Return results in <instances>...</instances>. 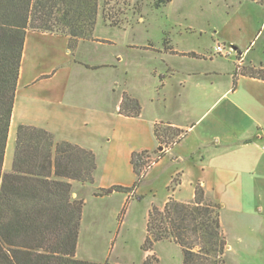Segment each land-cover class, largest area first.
<instances>
[{"label": "crops", "instance_id": "0c3cea01", "mask_svg": "<svg viewBox=\"0 0 264 264\" xmlns=\"http://www.w3.org/2000/svg\"><path fill=\"white\" fill-rule=\"evenodd\" d=\"M94 37L95 40L91 41L80 40L76 49L72 50L67 37L28 32L7 154L11 147L15 150L16 133L21 125L52 133L56 144L68 142L94 153L98 141L105 138L110 141L113 138L108 137L107 129L112 127L113 121L119 124L130 121L134 127L131 136L140 144L125 151L123 159L128 162L135 176L131 164L132 154L157 149L155 126L164 125L179 129L183 133L169 150V155L156 163L144 178V181L149 180L153 174L160 177L159 179L163 175L167 176V189L174 177L180 174L177 190L167 193L163 206L170 198L179 202L192 201L197 183L202 185L210 200L223 204L222 208L226 207V199L241 204L245 196L249 199L248 194L256 187L257 179L264 178V81L245 76L237 69L232 73H221L212 68L217 60L214 55L192 52L201 57L193 58L189 56L191 52L178 51L172 45L173 50L158 54L166 57V60L162 59L164 68L151 70L154 82L150 95L152 109L150 118H146L148 102L145 104L140 94L130 91L127 86L117 92L109 85L103 86L101 81L104 77L96 79V72L115 69L116 66L106 60L95 63L91 61L97 54V48L108 44L105 42L108 40H102L95 35ZM139 48L144 53L157 50L151 45L129 47L135 51L140 50ZM233 49L236 56L235 66L263 68L260 60L247 62L245 57L250 54L249 48L242 51L233 46ZM100 56L99 53L98 57ZM176 59L209 62L211 68L183 70L175 65ZM257 65L261 67H256ZM223 77L229 79L224 93ZM205 79L211 81L206 82ZM193 90L194 93L204 91L205 97L210 93L214 104L204 111V105L191 99ZM124 92L140 101L142 113L138 118H127L119 114ZM216 94L220 96L216 98ZM198 96L203 97L202 94ZM99 98H103V103L97 104ZM203 111L204 114L200 117L193 114ZM123 129L125 128H122L121 133L127 135ZM8 166L11 171L12 163ZM119 168L114 166V169L110 167L107 171L118 173ZM102 173L106 174V171H100L98 164L93 186L75 183L73 198H79L82 193L84 197V192L92 187L129 188L136 182L113 179L105 181ZM140 187L134 191L138 197ZM114 194L124 195V201L133 200V194L114 192L108 195ZM105 197L107 196L99 198ZM223 225L221 218V226Z\"/></svg>", "mask_w": 264, "mask_h": 264}, {"label": "trees", "instance_id": "16d2710c", "mask_svg": "<svg viewBox=\"0 0 264 264\" xmlns=\"http://www.w3.org/2000/svg\"><path fill=\"white\" fill-rule=\"evenodd\" d=\"M171 1L160 0L163 6ZM122 2L106 0L101 7L100 0H0V264H113L77 258L85 201L73 198L74 184L94 183L97 160L92 151L68 142L56 144L52 133L21 125L9 173L4 163L28 32L67 37L75 50L80 40H95L101 12L109 27L125 28L119 6L129 4ZM134 12L141 10L135 7ZM241 73L264 81V68L248 67ZM141 113L140 101L124 92L119 114L138 118ZM182 133L155 126L158 142L179 138ZM146 154L131 156L138 179L133 187L115 186L103 190V196L111 191L130 194L136 189L144 178ZM221 208L207 197L200 183L195 185L192 201L170 199L163 208L153 205L141 249L152 252L156 244L172 242L181 248L183 264H227L229 247L222 231ZM151 261L147 257L143 264Z\"/></svg>", "mask_w": 264, "mask_h": 264}, {"label": "rangeland", "instance_id": "374dc122", "mask_svg": "<svg viewBox=\"0 0 264 264\" xmlns=\"http://www.w3.org/2000/svg\"><path fill=\"white\" fill-rule=\"evenodd\" d=\"M105 1L100 0L101 7ZM120 1L123 3V0ZM124 1L128 2L129 6L125 7L121 4L119 8L121 7L124 13L121 19L125 28L107 26L102 12L99 14L94 35L102 40H108L105 41L108 42V46L97 48V54L91 61L95 63L106 60L116 66L115 69L96 72V79L104 77L101 81L103 86L109 85L117 92L127 86L130 91L140 94L145 104L148 102L146 118H150V109H152L150 95L154 82L151 70L164 68L162 59L166 60V57L158 54L166 52L169 45H173L181 52L214 55L217 60L212 68L221 73H232L236 69L241 73L249 66H235V51L230 56L216 54L217 43L224 45L226 50L233 46L242 51L249 48L248 53L250 54L245 57L247 62L260 60L264 68V4H256L251 0H172L171 3L163 6L160 0ZM261 1L264 2V0ZM112 5H115L114 2ZM135 7H138L141 12H134ZM149 45L158 51L144 53L140 48L138 51L129 49L130 46ZM99 53L100 57H98ZM121 59L122 62H120ZM175 65L183 70L211 68L209 62L191 60L176 59ZM205 80L206 82L211 81ZM228 80L227 77L222 78L223 93L228 88ZM117 84L119 86H116ZM191 92L193 93L191 99L204 105V111L214 104L210 93L205 97L204 91L194 93L193 90ZM199 94L203 97L198 96ZM219 96L216 94V98ZM102 99L99 98L97 104ZM226 105L225 103L224 106ZM204 111L193 114L200 117ZM214 114L215 112L210 116ZM125 123L119 124L113 121L112 127L107 128L108 137L113 138L110 141H106L105 138L96 143L94 153L97 167L99 164L100 171H106V174L102 173L105 181L111 179L123 182L138 180L128 162L124 161L123 153L140 143L131 136L134 131L132 122ZM122 128H125L123 131H126L127 135L121 133ZM115 135L118 137H114ZM179 139H161L157 149L145 151L148 154L143 159L145 161L144 178L156 163L169 155L171 152L169 150ZM13 152V147H11L5 157L4 171L6 173L10 171L8 164L12 163ZM114 166L120 167V171L113 173L112 170L109 173L107 169L110 167L114 169ZM179 175L174 177L167 189L165 187L167 176L163 175L159 179L160 177L153 174L146 181L143 178L137 187L141 186L139 197L134 193L136 190L134 189L130 193L133 194L131 196L133 200L129 201H124L125 196L122 194L99 198L105 195L103 190L113 187L108 189L92 187L91 190L84 192V197L82 193L79 198H83L85 206L77 258L95 263L143 264L146 258L150 257L152 264H183L181 248L175 243H158L154 251L147 253L141 249L146 238L149 211L153 205L158 208L163 206L167 193L171 194L177 190ZM94 184L95 180L90 186ZM248 197L249 199L245 196L243 204L226 199L224 202L226 207L221 208V218L224 223L222 231L229 247L226 253L227 264H264V178L257 179L256 187L250 190ZM219 205L223 206V204Z\"/></svg>", "mask_w": 264, "mask_h": 264}, {"label": "built area", "instance_id": "2783aa9c", "mask_svg": "<svg viewBox=\"0 0 264 264\" xmlns=\"http://www.w3.org/2000/svg\"><path fill=\"white\" fill-rule=\"evenodd\" d=\"M215 52L216 54L221 56H230V54L234 52V49L230 47L228 50H226V47L224 45L217 43L215 47Z\"/></svg>", "mask_w": 264, "mask_h": 264}, {"label": "water", "instance_id": "95a60500", "mask_svg": "<svg viewBox=\"0 0 264 264\" xmlns=\"http://www.w3.org/2000/svg\"><path fill=\"white\" fill-rule=\"evenodd\" d=\"M112 192V191H111Z\"/></svg>", "mask_w": 264, "mask_h": 264}]
</instances>
